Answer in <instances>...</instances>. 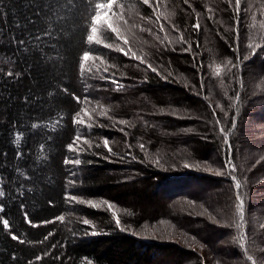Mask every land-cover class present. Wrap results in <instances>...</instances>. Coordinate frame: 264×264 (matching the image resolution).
<instances>
[{
    "label": "trees",
    "instance_id": "1",
    "mask_svg": "<svg viewBox=\"0 0 264 264\" xmlns=\"http://www.w3.org/2000/svg\"><path fill=\"white\" fill-rule=\"evenodd\" d=\"M97 2L0 0V264H212L168 225L146 237L167 222L221 231L219 263L264 264L246 172L264 113V0H139L141 30L126 21L124 41L110 28L89 41ZM230 157L235 176L210 172Z\"/></svg>",
    "mask_w": 264,
    "mask_h": 264
},
{
    "label": "rangeland",
    "instance_id": "2",
    "mask_svg": "<svg viewBox=\"0 0 264 264\" xmlns=\"http://www.w3.org/2000/svg\"><path fill=\"white\" fill-rule=\"evenodd\" d=\"M117 1V2H116ZM139 0H115V2L113 3V7L112 9H97V11H99L101 13V20L98 23H94L93 26L96 27L97 31L96 33H92V35L94 36V39L97 38V36H99L100 34L102 35V30L105 28H109L108 25L111 24L112 27L116 28V32H115V36L116 38H120L124 41V37H123V32H125V23L126 21L132 25V28H134L135 30H141V27L139 25H137V21L135 19V16L138 14V12L133 13V11L137 8V5ZM107 3V2H104ZM117 3V4H115ZM115 5H117V9H115ZM124 5L126 6V8L124 7ZM130 17V19H128ZM133 30V29H132ZM210 38V37H209ZM212 38L209 39V41H211ZM258 65V63L256 64V66ZM261 75L264 74V72H260ZM255 78H259V76L257 75ZM143 97V95H141ZM144 98V97H143ZM255 125H252V131L251 133L252 136L255 138L254 140V148H253V155L255 156V159L252 160L251 164H248L246 166V172H253L251 173V175L254 177L255 182H253V185H258V190L257 187L254 189V192L256 193V196L258 197L259 201V207L258 210L263 212L262 210H264V113H258V115L256 114L255 116V121H254ZM263 126V127H261ZM260 127V128H259ZM181 142L186 143V139H181ZM256 153H257V157H256ZM222 168L220 169L219 172L215 171V170H211L210 172L212 173H225V174H230L232 173L234 176L235 174L233 172H231L230 170L234 169L233 166V160L232 157H230V159L228 158L226 161L223 162L222 164ZM215 166V164L213 165ZM236 167V166H235ZM219 169V168H218ZM233 175H231L230 177L233 178ZM193 181H189L187 182V190L192 193L194 196L196 197H201L207 193H209L211 195V198L218 202V204H222L224 206H227L226 204V200L224 199V196L220 193L221 190L218 189H209L202 183H200V187L195 185V183H193ZM239 183L238 181L234 183L235 188L237 190L236 192V204L239 203L241 200L243 201V208L245 205L244 199L240 194V187L237 188L236 184ZM208 194V195H209ZM193 196V197H194ZM257 199V198H256ZM199 203L203 202V200H199ZM205 202V201H204ZM111 204V203H109ZM246 204H247V198H246ZM112 205V204H111ZM251 208V206H250ZM112 212H116V210H112ZM208 221L215 224L216 226L220 227V221L214 217V216H208L207 217ZM239 228H242V230H240V235L241 236V244H244L245 242V233L247 231V221H246V215L243 214V219H239ZM165 225L170 226L171 231H172V238H170L172 241H176L178 243H180L183 246L186 247H191L194 249H198L204 252L205 255H207L211 260H212V264H227L226 262L223 263H219L218 262V253L213 252L215 249L213 248L214 244L218 243L216 241H218L219 239V243L218 245L221 247H224V249L228 250L230 248L229 245H226L223 237H221V231H215L214 232V236L213 238H211V240H208L205 238V236L203 235V232L200 231L199 234H197V236H192V235H188L186 234L181 228H176V227H172L174 226V224L172 223H161L157 226H151V225H146L144 227V229H147V236L146 237H151V232L154 231V229L156 227L159 226L160 231L162 228L165 227ZM196 226L201 228L203 227V225H201L200 223L196 224L194 227L196 228ZM193 227V228H194ZM245 230V232H244ZM208 241V242H207ZM231 263V262H230Z\"/></svg>",
    "mask_w": 264,
    "mask_h": 264
},
{
    "label": "snow or ice",
    "instance_id": "3",
    "mask_svg": "<svg viewBox=\"0 0 264 264\" xmlns=\"http://www.w3.org/2000/svg\"><path fill=\"white\" fill-rule=\"evenodd\" d=\"M113 3H114V0H107V3H99V2H97V3L95 4V8H96V9H112V7H113ZM236 5H237V11H239L240 0H236ZM101 18H102V16H101V13H100L99 11L94 12V15H93V17H92V20H93L94 23H98V22L101 20ZM108 27L111 29V31H112L113 33H115V32L117 31L116 28L112 27L111 24H109ZM193 27L198 29V28H199V24L197 23V24L193 25ZM96 31H97L96 27L93 26V27L91 28V32H92V33H96ZM45 34H47V33H45ZM87 39H88L89 41H92V40L94 39V36H93V35H89V36L87 37ZM83 59H84V60H88V59H89V56H88L87 53H85ZM77 99H79V98H77ZM78 115H79V114H78ZM75 122L82 123V124L84 123V121H82V120L74 121V123H75ZM121 123H127V121H121ZM221 131L223 132L224 130L221 129ZM76 139H80V138L77 137ZM105 144H107V141H105ZM76 163H79V160H77ZM236 187H237V188L240 187L239 183L236 184ZM0 195H3V193L0 192ZM88 203H89V204H92L93 202L89 201ZM105 203H106V202H105ZM94 206L99 207V205H94ZM108 207H109V208H112V205L109 204ZM235 207H236V214H237V216L242 220V219H243V201L241 200L239 203L236 204ZM59 219H60V220H63V217H60ZM116 222L119 223V219H117ZM5 223H6V221H5ZM84 223H85V224H88L89 221L85 220ZM238 226H239V225H238ZM248 260L252 261V257L249 256V257H248ZM253 264H255V261H253Z\"/></svg>",
    "mask_w": 264,
    "mask_h": 264
}]
</instances>
